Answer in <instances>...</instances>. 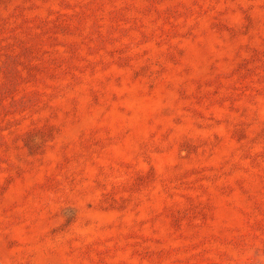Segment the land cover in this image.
Wrapping results in <instances>:
<instances>
[{
	"label": "rangeland",
	"instance_id": "rangeland-1",
	"mask_svg": "<svg viewBox=\"0 0 264 264\" xmlns=\"http://www.w3.org/2000/svg\"><path fill=\"white\" fill-rule=\"evenodd\" d=\"M0 264H264V0H0Z\"/></svg>",
	"mask_w": 264,
	"mask_h": 264
}]
</instances>
